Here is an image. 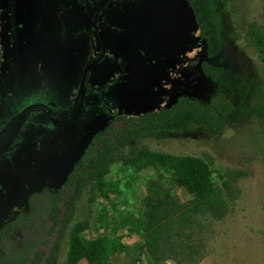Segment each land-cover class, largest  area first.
<instances>
[{"label":"flooded vegetation","instance_id":"flooded-vegetation-1","mask_svg":"<svg viewBox=\"0 0 264 264\" xmlns=\"http://www.w3.org/2000/svg\"><path fill=\"white\" fill-rule=\"evenodd\" d=\"M154 3L11 0L4 20L8 25L7 77L0 83V193H6L0 200V213L5 211L4 203L11 206L23 193L40 190L30 195L27 210L20 208L16 217L0 228V264L13 247L18 260L28 248L25 264L30 257L45 264L48 255L40 251L38 258L36 253V224L43 221L44 213L51 219V210H43L41 201L64 189V185L51 186L54 175L70 167L91 133L95 132L89 146L98 133L116 127V123L170 107L176 96L192 97L184 93L193 83L190 77L183 89L164 91L163 73L178 75L174 71L185 65V58L176 56L165 62L144 51L149 49L148 9ZM2 66L0 47V70ZM129 90L150 95V104L144 108L130 105L126 99ZM31 94L35 96L20 105L19 98ZM28 106L22 127L14 134L15 127L8 129L7 124ZM105 123L107 126L97 132ZM78 135L82 141L73 144ZM20 158L30 169L28 175L39 172L40 179L32 184L21 180L17 169Z\"/></svg>","mask_w":264,"mask_h":264},{"label":"rangeland","instance_id":"rangeland-1","mask_svg":"<svg viewBox=\"0 0 264 264\" xmlns=\"http://www.w3.org/2000/svg\"><path fill=\"white\" fill-rule=\"evenodd\" d=\"M217 4L224 37L221 56L225 67L231 71H244L264 83V63L252 45L248 26L254 21L264 30V0H217ZM197 48L182 56L185 65L174 71L178 75L163 73L166 93L183 89L188 77L193 83L184 93L207 100L214 92L215 84L201 76L198 65L202 54ZM32 96L35 94L21 96L20 105ZM149 97L146 93L129 90L126 99L130 105L144 108L150 104ZM120 125L123 123H116V127ZM73 139L75 144L83 138L78 135ZM141 143L175 155L210 156L214 182L222 189L219 204L213 209L191 214L190 223H181L177 215L164 221L159 264H264V130L257 120L251 117L238 119L228 123L219 135L204 128L182 133H149L141 137ZM71 148L72 145L69 151ZM17 169L21 170V180L25 179L27 183L32 184L40 177L39 172L32 177L28 175L30 169L23 158L18 161ZM159 176L160 173L151 167L136 173L124 171L117 164L108 180H119L120 191L111 193L108 199L98 196L96 202H90L89 191L84 190L62 232L44 213L43 221L36 224L38 249L43 256L53 249L50 264H65L72 223L90 218L95 224L104 208L109 210L107 220L110 224L120 222L126 215L140 217L145 210L143 200L147 185ZM62 177L63 172L54 175L51 186L58 188ZM12 186L8 183V187L12 189ZM172 193L181 202L192 198L182 188H174ZM5 196L6 193L1 192L0 200ZM62 217L63 213H60L59 218ZM99 233L86 234L85 239L98 247ZM118 234L124 235L123 242L128 249L113 253L114 263L152 264L154 258L143 247L145 234L129 235L126 228H121ZM28 264H43V260L30 257ZM82 264L86 263L83 261Z\"/></svg>","mask_w":264,"mask_h":264},{"label":"trees","instance_id":"trees-1","mask_svg":"<svg viewBox=\"0 0 264 264\" xmlns=\"http://www.w3.org/2000/svg\"><path fill=\"white\" fill-rule=\"evenodd\" d=\"M189 2L195 10L201 36L207 43V60L203 61L202 69L215 84V90L207 100L182 96L170 107L131 118L123 125L110 127L95 136L63 184L67 191L52 193L41 201L43 210H51V220L59 225V232L63 231L84 190L89 191L90 202H96L98 196L108 199L111 193L120 191L119 180H108L117 164L124 171L136 173L151 167L160 176L147 185L143 200L145 210L140 217L126 215L120 222L110 224L107 220L109 210L104 208L95 224L90 218L72 223L65 264H82L83 261L86 264H116L112 254L128 249L123 242L124 235L118 234L121 228H126L129 235L145 234L143 247L154 258L152 264H159L164 221L177 215L181 223H190L191 214L213 209L219 204L222 189L214 182L210 156L175 155L153 150L139 144L141 137L149 133L191 132L197 128L219 135L228 123L248 117L257 120L264 130V83L244 71H231L225 67L221 56L224 37L217 0ZM248 26L252 45L264 63V30L254 21ZM174 188H182L192 198L181 202L172 193ZM60 213H63L62 219ZM95 232H100L96 239L98 247L85 239L86 234ZM52 252L53 249L44 259L45 264H50ZM36 253L41 258L40 250ZM27 259L28 248L21 251L18 260L13 247L10 255L4 257L3 264H25Z\"/></svg>","mask_w":264,"mask_h":264},{"label":"water","instance_id":"water-1","mask_svg":"<svg viewBox=\"0 0 264 264\" xmlns=\"http://www.w3.org/2000/svg\"><path fill=\"white\" fill-rule=\"evenodd\" d=\"M11 0H0V47L3 54V66L0 70V83L7 77L5 65L9 52L6 49L7 41V23L4 21L7 18ZM155 5L148 9L149 27L147 35H149V49L144 48L146 53H152L157 60L170 62L176 56H183L188 50L199 49L201 51L199 70L202 78L213 81L207 77L202 69L203 61L207 60V43L201 36V28L189 0H155ZM102 41H104L103 33H100ZM218 60L219 57H216ZM178 97H175V100ZM31 106L24 108L22 111L13 116L7 124V128L15 127L14 134L22 127L24 118ZM107 123L97 129V132L103 130ZM95 132L91 133L87 138L84 147L81 149L77 159L71 163L70 167L63 172V177L57 185L60 188L67 180L69 173L72 171L74 163L84 154ZM40 188L31 189L23 193L10 206L9 203H4L5 211L0 213V228L7 222L13 220L20 208H29V197ZM10 207V208H9Z\"/></svg>","mask_w":264,"mask_h":264}]
</instances>
